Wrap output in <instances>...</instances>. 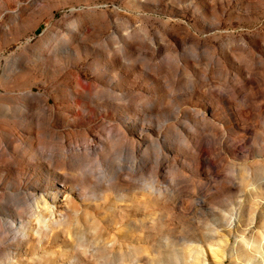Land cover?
Instances as JSON below:
<instances>
[{
    "label": "rangeland",
    "instance_id": "374dc122",
    "mask_svg": "<svg viewBox=\"0 0 264 264\" xmlns=\"http://www.w3.org/2000/svg\"><path fill=\"white\" fill-rule=\"evenodd\" d=\"M263 233L264 0H0V264H264Z\"/></svg>",
    "mask_w": 264,
    "mask_h": 264
},
{
    "label": "bare ground",
    "instance_id": "6f19581e",
    "mask_svg": "<svg viewBox=\"0 0 264 264\" xmlns=\"http://www.w3.org/2000/svg\"><path fill=\"white\" fill-rule=\"evenodd\" d=\"M7 112V110L5 111ZM264 233L262 234V237L260 238V242L259 244L257 245V248H258V251L263 254L264 253ZM244 244L246 245L245 247H248V243H245ZM249 247L251 248V246L249 245ZM246 253L249 255V250L247 249ZM264 261V260H263ZM246 264H249V260H248V257L246 256Z\"/></svg>",
    "mask_w": 264,
    "mask_h": 264
}]
</instances>
